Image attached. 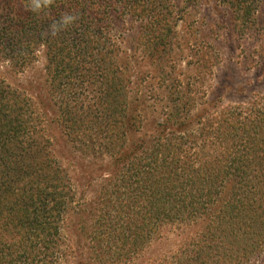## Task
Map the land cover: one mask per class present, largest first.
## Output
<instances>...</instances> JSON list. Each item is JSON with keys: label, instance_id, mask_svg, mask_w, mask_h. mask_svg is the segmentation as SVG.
I'll list each match as a JSON object with an SVG mask.
<instances>
[{"label": "trees", "instance_id": "16d2710c", "mask_svg": "<svg viewBox=\"0 0 264 264\" xmlns=\"http://www.w3.org/2000/svg\"><path fill=\"white\" fill-rule=\"evenodd\" d=\"M216 1L227 7L235 34H256V56L263 60L264 0ZM28 3L0 0V65L20 69L42 52L49 90L62 109L61 120L51 122L62 124L72 145L96 122L91 149L115 154L127 138L128 125H139L140 117L133 113L135 87L130 89L137 51L157 64L159 88L162 83L167 88L181 85L178 79L167 85L164 81H174L175 48L184 41L176 45L175 40L188 7L183 0H51L37 13ZM69 11L79 14L76 24L50 36L51 21ZM130 30L136 45L129 54L122 43ZM201 59L202 66L213 63L206 53ZM260 99L209 113L204 122L195 123L200 126L177 122L172 127L166 119L173 132L165 135L163 129L152 144L142 140L134 145L130 152L137 158L117 174L121 186H106L108 200L87 234L90 263L131 264L142 242L164 226L199 221L176 252L149 264H248L259 256L264 249ZM38 115L36 104L0 79V264H63L67 254L62 228L76 196L55 162L51 138ZM119 189L127 194L122 192L126 197L116 202L112 197ZM78 258L75 264L89 263Z\"/></svg>", "mask_w": 264, "mask_h": 264}, {"label": "rangeland", "instance_id": "374dc122", "mask_svg": "<svg viewBox=\"0 0 264 264\" xmlns=\"http://www.w3.org/2000/svg\"><path fill=\"white\" fill-rule=\"evenodd\" d=\"M183 6L188 9L183 21L179 23V37L175 40L176 45L179 40L184 41L179 46L175 45L176 56L171 65L174 81H164V85H167L170 80L174 83L178 79L181 85L176 82V86L173 84L174 88H167L162 83L159 88L157 64L153 65L144 51H137V57H140L131 65L130 74L134 84L130 89L135 87L132 92L138 100L133 102V113L139 115V125H128L127 138L119 151L115 150V154L91 149V137L93 140L97 138L96 122L91 121L90 131L83 132L80 142L74 145L66 138L62 124L51 122L52 119L61 120L62 109L54 104L57 101L55 93L52 89L49 90L42 52L38 53L32 64L20 69H14L6 63L0 65V79L36 104L45 135L51 138V152L55 162L70 181L76 196V205L66 215L62 228L67 244L63 264H75L78 257L83 262L88 258L87 264H91V258L88 257L91 241L87 234L94 230L97 215L108 200L105 198L106 186L110 188L109 183L121 186L122 182L117 174L122 175L128 162L137 158L130 152L134 145L139 146L142 140L147 146L148 143L152 144L162 135L163 129L165 135L169 131L173 132L175 128L169 129L164 124L166 119L172 127H177V122L200 126L201 124L195 123L199 120L204 122L210 114L216 115L223 107L247 104L258 99L261 102L260 97L264 98V59L256 56L255 51H258L260 44L256 34L250 33L243 37L235 34L230 28L227 7L216 0H183ZM133 32L130 30L122 43L128 53L136 45ZM208 46L212 48L210 51H207ZM205 53L212 57L213 63L202 66L201 58ZM125 59L127 60L126 57ZM185 92L193 98L191 102L183 95ZM169 94L171 97L173 95L172 100L168 97ZM85 114L86 112L84 116ZM93 116H88V121ZM80 143L86 147L84 150ZM207 151L211 152V147L207 146ZM122 192L127 194L124 189H119L112 197L114 201L118 202L116 198L119 196L126 197ZM123 216L126 220L125 215ZM199 223L164 226L159 235H153L150 241L142 242L141 250L131 264H149L154 259L176 252ZM248 264H264V249Z\"/></svg>", "mask_w": 264, "mask_h": 264}, {"label": "clouds", "instance_id": "9594fccd", "mask_svg": "<svg viewBox=\"0 0 264 264\" xmlns=\"http://www.w3.org/2000/svg\"><path fill=\"white\" fill-rule=\"evenodd\" d=\"M51 0H29L28 9L33 12H41L49 7ZM79 20V14L76 12H64L59 19H53L48 26V34L55 37L60 32L74 26Z\"/></svg>", "mask_w": 264, "mask_h": 264}]
</instances>
